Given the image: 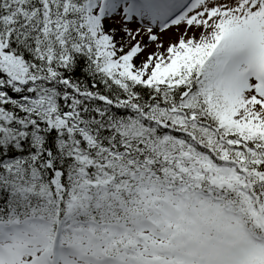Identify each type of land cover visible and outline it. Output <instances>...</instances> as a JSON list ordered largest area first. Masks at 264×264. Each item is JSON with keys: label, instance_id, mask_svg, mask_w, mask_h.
<instances>
[{"label": "snow or ice", "instance_id": "snow-or-ice-1", "mask_svg": "<svg viewBox=\"0 0 264 264\" xmlns=\"http://www.w3.org/2000/svg\"><path fill=\"white\" fill-rule=\"evenodd\" d=\"M0 264H264V0H0Z\"/></svg>", "mask_w": 264, "mask_h": 264}]
</instances>
